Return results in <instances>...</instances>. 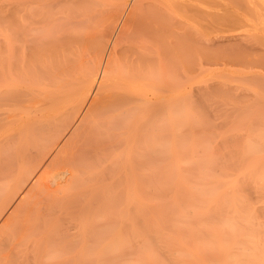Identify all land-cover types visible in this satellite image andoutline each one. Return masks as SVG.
I'll use <instances>...</instances> for the list:
<instances>
[{
  "label": "bare ground",
  "instance_id": "6f19581e",
  "mask_svg": "<svg viewBox=\"0 0 264 264\" xmlns=\"http://www.w3.org/2000/svg\"><path fill=\"white\" fill-rule=\"evenodd\" d=\"M7 2L0 264H264V0Z\"/></svg>",
  "mask_w": 264,
  "mask_h": 264
},
{
  "label": "rangeland",
  "instance_id": "374dc122",
  "mask_svg": "<svg viewBox=\"0 0 264 264\" xmlns=\"http://www.w3.org/2000/svg\"><path fill=\"white\" fill-rule=\"evenodd\" d=\"M6 6V7H5ZM13 6V4L11 3H9V2H7V0H0V16L3 14V13H7L8 11H10V10H8L10 7H12ZM5 7V8H4ZM3 11V12H2ZM209 27V26H208ZM107 28H108V24H105L104 25V27H103V31H106L107 30ZM211 28H212V30L214 29L215 31H217V32H215L214 30V33H212L213 31L211 30ZM211 28H209L208 30L210 31V32H208L209 33V37L212 39H210L211 41H210V44L209 45H211L212 44V46L214 45V46H216V45H220V44H223V43H228L226 40H224V42L222 41L223 40V38H224V36L226 37L227 36V34H228V36H230L231 34H233V33H236V30L235 31H231V29L228 27V26H222V28H221V26H214V27H211ZM220 28H221V30H220ZM218 29V30H217ZM223 29V30H222ZM225 29V30H224ZM230 29V31H228ZM212 31V32H211ZM222 32V33H221ZM237 32H238V30H237ZM219 34V35H218ZM223 37H222V36ZM2 38V36H0V39ZM220 39V40H219ZM217 40V41H216ZM209 41V40H208ZM219 41V42H218ZM226 41V42H225ZM221 42V43H220ZM214 43V44H213ZM217 43V44H216ZM226 64H228V63H226V61L225 60H222V59H220V60H211L210 62H207L206 63V65L208 66V68H210V70L211 71H213V73L214 72H216V71H218V70H222V69H226L225 67H229L228 65H226ZM2 124V123H1ZM0 124V125H1ZM1 127V126H0ZM2 132H3V129H2V127L0 128V135H2Z\"/></svg>",
  "mask_w": 264,
  "mask_h": 264
}]
</instances>
